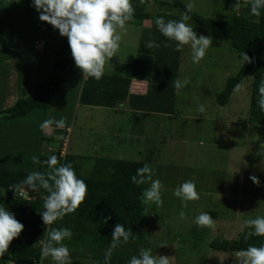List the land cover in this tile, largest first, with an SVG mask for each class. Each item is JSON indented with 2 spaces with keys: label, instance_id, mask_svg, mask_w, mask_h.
Listing matches in <instances>:
<instances>
[{
  "label": "trees",
  "instance_id": "obj_1",
  "mask_svg": "<svg viewBox=\"0 0 264 264\" xmlns=\"http://www.w3.org/2000/svg\"><path fill=\"white\" fill-rule=\"evenodd\" d=\"M131 3L134 8V19L128 23L140 25L145 22L150 26L145 38L138 44V57L123 69V75H111L110 71H104L102 78L95 80L83 79L81 71L75 67L67 37H62L58 30L46 22L43 24L44 27L38 25L39 18L35 19L38 13L31 6L32 0H0V15L2 12H8L0 16V19L11 20L12 24L18 19L25 25L24 33H30L13 39L4 28H0V54L3 55L0 59V98L2 100L5 98L7 102L11 88L17 90L19 94L18 98L6 105L5 109L0 103V134L5 129L7 131L5 134H11L9 129L15 124L19 130V124L23 121L26 129L23 127L18 134L32 136L43 133L35 139L37 143L33 142L30 145L31 154L37 152L35 155L39 161L34 166L20 167L18 161L22 162L32 157L25 155L23 150H20L21 156L16 148L10 150L15 151L14 156L18 161L16 162L14 156L9 154L7 157L10 156L12 159L0 164L2 166L0 206L12 212L24 225L19 237L15 238L10 243L8 251L0 256V264H41L40 249L47 240V226L43 224L39 212L43 211V197L47 192L38 188L25 198L21 192L16 195L9 186L22 181L31 172L47 173V166L42 162L53 154L57 156L58 164L70 163L76 175L88 188L85 201L75 212L66 214L49 226L71 229V239L62 243L69 248L72 264H104V253L111 243L113 229L118 223L123 224L126 229L130 228L135 239L130 238L129 243L114 249L109 264H128L129 259L137 255L141 247L146 248L150 207L143 202L142 192L150 186L151 181L146 179L145 183L135 185L131 182V177L144 164L151 166L156 153L146 154L142 161L94 158L90 173L84 175L77 157L70 153V148L61 156L65 137L62 135L57 140L50 136L59 129L55 127L53 133L49 129L42 131L37 119L43 117V111L47 113L57 101H60L58 100L60 91L65 89V84L70 82V75L74 73L79 75L77 84L80 87L75 95L78 97L77 103L81 106L116 109L119 105L126 104L135 111L160 114L168 118L176 117L179 113L177 107L181 91L177 92L173 87V81L179 80L181 52L174 50L175 42L166 40L157 31L154 23L156 17H163L167 22L178 21L183 15H188L191 20L208 30L215 39L229 45L242 65L237 75L227 79L225 88L217 96L216 101L218 104L226 105L234 93V86L241 84L246 75L252 72L247 122L254 128L264 127V113L257 107V85L264 78V10L259 16L251 15L250 3L241 0L240 7L243 9L242 12L246 11V15L236 13L231 19L217 20L189 11L180 0L154 2L158 9L152 13L153 15L148 11L151 6L149 0L142 2L131 0ZM33 11L35 13L32 15ZM32 23H36L35 31L30 28ZM33 38L36 41H44L42 51H33L31 42ZM149 40H154L160 47L150 50L145 48L144 45ZM242 52L252 58L251 63L244 64L240 59ZM32 76L35 82L30 79ZM136 78L147 81L146 95L136 96L130 93L131 79ZM7 92L9 93L6 94ZM61 94L64 96L63 92ZM32 115L35 119L30 121ZM6 122L9 123L4 125ZM7 137L0 136V146L6 145ZM42 147L57 150L47 154L42 152ZM262 197L264 200V196ZM249 231L251 229L246 228L243 233L239 232L235 239L212 241L210 248L214 251L234 253L246 249L249 245L259 247L264 244V236H249L245 239Z\"/></svg>",
  "mask_w": 264,
  "mask_h": 264
},
{
  "label": "rangeland",
  "instance_id": "obj_2",
  "mask_svg": "<svg viewBox=\"0 0 264 264\" xmlns=\"http://www.w3.org/2000/svg\"><path fill=\"white\" fill-rule=\"evenodd\" d=\"M160 1L172 0H149L151 6L148 11L151 14L158 9L154 2ZM180 1L185 5L191 2L192 11L211 19L228 20L236 13L247 14L242 12V7L238 11L233 9L235 0ZM24 5L27 6V3ZM7 13L2 12L0 16ZM15 21L12 24L11 20L0 19V28H4L13 39L30 34L24 33L25 25L20 20ZM38 21V25L42 26L43 21ZM36 23L30 27L34 31ZM186 23L194 27L198 36H210L213 43L198 64L191 62L190 48L184 46L179 80H187L188 83L180 89L176 117L142 113L134 118L130 112L81 106L75 95L80 87L77 84L79 75L74 73L62 89L64 96L60 91V101L47 113L43 111V117L40 116L37 123L39 126L45 119L65 120V127L58 128L59 131L50 136L54 139L62 135L65 137L66 147L77 157L84 175L90 173L94 158L142 161L146 154L156 153L150 167L154 171L152 179H159L163 185V202L160 206L147 203L150 215L146 248L150 247L153 255L171 258L170 264H235L234 253L214 251L210 243L235 239L240 232L237 217L252 219L264 215V156L257 155L264 143V127L254 128L247 122L253 73L246 75L240 90L233 93L226 105L218 104L217 96L224 90L227 79L239 73L242 62L227 43L218 41L191 19ZM125 28L126 31L121 34V46L113 58L106 60L105 71H116L119 66L131 65L138 54L135 48L150 26L145 22L140 25L126 23ZM34 41L33 38L31 42ZM43 48V44H38L33 51ZM30 79L35 82L33 76ZM9 90L10 93H6H9L7 102L5 98H0L4 109L19 96L17 90ZM201 105L205 108L203 114L198 111ZM34 119L32 115L30 121ZM23 127L25 130L24 121L19 124V130L16 124L13 125L9 129L11 134H5L7 131L3 129L1 138L8 137L6 145L0 146V164L12 159L7 156H14L16 153L12 150L15 148L20 155V150H23L29 157L36 156L37 152L31 154L30 145L37 143L35 139L43 133L32 136L18 134ZM53 128L56 130L55 126ZM56 150L46 147L42 152L49 154ZM17 163L22 168H31L35 164L32 158ZM252 176L257 178L258 183L250 179ZM187 180L195 183L199 199L182 206L180 199L173 195V190ZM181 211L184 212L183 219L180 218ZM201 212H208L214 219V229L198 227L194 223ZM43 264L54 262L45 258Z\"/></svg>",
  "mask_w": 264,
  "mask_h": 264
},
{
  "label": "clouds",
  "instance_id": "obj_3",
  "mask_svg": "<svg viewBox=\"0 0 264 264\" xmlns=\"http://www.w3.org/2000/svg\"><path fill=\"white\" fill-rule=\"evenodd\" d=\"M142 2V0H141ZM250 3V14L259 16L264 10V0H246ZM241 0H236L233 9L239 10ZM31 6L38 13L40 21L51 25L58 30L62 37H67L69 49L74 65L78 68L83 79L92 78L100 80L104 75L105 62L115 56L121 46V34L126 31V23L134 19V8L131 0H32ZM185 7L190 11L191 2ZM190 16L183 15L180 20H168L165 22L163 17L155 18L157 31L168 41L175 42L174 50L182 52L184 46L190 48L191 62L198 64L206 55L207 50L213 41L210 36L200 35L194 31L191 24L186 23ZM119 30V31H117ZM167 46V45H165ZM147 49L158 48L160 45L154 40H149L144 45ZM240 59L245 63H251L250 58L245 52L240 54ZM187 80L173 81V87L179 92L186 84ZM240 84L233 88L234 92L240 90ZM257 107L264 113V78L257 85ZM198 111L203 114L205 108L199 106ZM64 128L65 120L45 119L39 125L43 131L50 129L51 126ZM68 150L66 143L61 150L64 156ZM66 151V152H65ZM257 155L264 156V143L259 147ZM33 163H38L36 156L32 157ZM47 166V173L34 171L29 173L22 181L9 186L15 192L23 193L27 198L28 191L43 189L47 195L43 197V211L39 212L41 220L46 227L47 240L40 249L41 264L45 258H51L54 264H72L69 248L62 241L70 240L72 231L70 228H50L58 219H62L66 214L73 213L85 201L88 188L86 183L80 179L72 165L58 164L57 156L50 155L46 161L42 162ZM153 169L148 164H144L136 170V174L131 177V182L135 185L145 183L150 180V186L143 190V202L154 203L157 206L162 204L161 190L162 183L159 179H152ZM250 179L258 183L256 177ZM173 195L180 199L182 206L186 202L199 199V193L193 181L187 180L179 184L174 190ZM184 212H180L183 219ZM239 231L244 232L246 228L251 229L246 235L264 236V216H256L252 219H241L237 217ZM194 223L198 227L214 229L215 221L208 212L199 213ZM24 230V225L19 222L15 215L8 209L0 206V256L8 251L10 243ZM135 239L134 233L130 228L126 229L123 224H116L111 243L104 253V264H109L112 252L118 246L127 244ZM164 247V245H161ZM235 264H264V244L259 247L249 245L246 249L238 250L233 254ZM169 257L153 255L152 249L141 247L137 255H133L128 264H170Z\"/></svg>",
  "mask_w": 264,
  "mask_h": 264
},
{
  "label": "crops",
  "instance_id": "obj_4",
  "mask_svg": "<svg viewBox=\"0 0 264 264\" xmlns=\"http://www.w3.org/2000/svg\"><path fill=\"white\" fill-rule=\"evenodd\" d=\"M43 24H44V22H43ZM42 27H44V25H42ZM35 44H36V46L38 44H43V47H44V41H40L39 40V41L32 42L33 49H35V47H36ZM137 47L135 48L136 49L135 51H137ZM40 51H42V50L35 51V52H40ZM137 55L138 54L135 55V60L137 58ZM123 69H126V66L125 67L124 66H119L116 71L110 70L109 73L111 75L120 76V75H123V72H124ZM147 90H148V83H147V81L142 80V79H139V78L138 79L137 78L136 79H131V84H130V93L131 94L136 95V96L137 95H146ZM112 110L119 111L120 113H122V112H130L132 115L134 114V116H133L134 118L135 117L137 118V116L139 114H142V113H145L143 115H152V114H154V115H160V114L149 113V112L135 111V110H132V109L128 108V106L126 104H121V105H119L118 108L112 109ZM160 116H164V115H160ZM164 117H167V116H164ZM53 127L54 126H51L50 129H49V131H51V133L54 132V128ZM42 150H44V148Z\"/></svg>",
  "mask_w": 264,
  "mask_h": 264
},
{
  "label": "water",
  "instance_id": "obj_5",
  "mask_svg": "<svg viewBox=\"0 0 264 264\" xmlns=\"http://www.w3.org/2000/svg\"><path fill=\"white\" fill-rule=\"evenodd\" d=\"M25 190L28 191V194H31L33 192V190L28 189L27 186H25Z\"/></svg>",
  "mask_w": 264,
  "mask_h": 264
}]
</instances>
